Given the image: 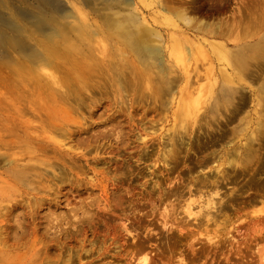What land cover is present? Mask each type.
<instances>
[{
    "label": "rangeland",
    "instance_id": "obj_1",
    "mask_svg": "<svg viewBox=\"0 0 264 264\" xmlns=\"http://www.w3.org/2000/svg\"><path fill=\"white\" fill-rule=\"evenodd\" d=\"M131 1L169 93L108 32L82 82L22 17L46 60L0 56V264H264V0Z\"/></svg>",
    "mask_w": 264,
    "mask_h": 264
},
{
    "label": "bare ground",
    "instance_id": "obj_2",
    "mask_svg": "<svg viewBox=\"0 0 264 264\" xmlns=\"http://www.w3.org/2000/svg\"><path fill=\"white\" fill-rule=\"evenodd\" d=\"M82 2L92 11L98 21H102L99 22L100 24L98 22V24H92L88 16L84 18L78 17L76 22L69 21L66 24L65 21L64 23L61 22V18H64V20H66L65 18L76 19L77 16H75L72 10H66L69 3L65 0H34L33 6L35 8L32 6V9H29L22 4L18 5V3L14 0H0V56L9 58L12 57L11 55L13 54V51H17L32 60H40V58L46 60L39 50V53L36 52L37 50L33 53L34 49L32 48L33 46L31 47V41H28L30 42L29 46L26 37L29 38V36H27L29 32L28 28L33 27L41 33L43 31L51 30L54 31L52 39L55 40L54 43L56 44V48L60 47L62 45V41H64L65 43H68L67 48L64 51V55L66 56V53H71L76 56L77 61H73L72 67H70V76L71 78H79L81 76L80 82H82V80H85L86 77L84 76L85 74L82 75L83 73H79V69H83L82 72L89 70L90 73L93 66L95 67L99 64L97 60H94V54L92 47L90 46L91 42L96 39L99 33L108 32L112 39L119 41L126 48H129L131 54L133 52L136 55L137 62L139 61L138 63L143 65L145 75L146 73H153L152 75H154L155 80H157V83L160 85L158 87L162 90L161 93H169L171 90L170 88H163L161 86L164 83L166 85H173V83H175V79H170L168 77V68L166 66L163 47L155 38L162 36L161 31L153 26L135 25L133 23L135 21H133L132 18L122 17L119 19L118 17L113 16L112 13L110 14L109 11L116 7L119 10L128 9L133 3L131 0H82ZM20 17L25 19L30 27L26 25L28 28H25L22 22H20ZM60 28L64 34H61ZM61 36L62 40L60 38ZM29 40H31V37ZM61 51L63 52V50ZM262 51L264 50H259V52ZM259 52H257L256 55L261 54ZM263 54L264 52H262L261 55L263 56ZM13 60L15 62L16 59ZM54 61L52 63H54ZM77 62L80 65H76L75 63ZM9 83L10 81L7 83L8 86ZM10 84L12 85V83Z\"/></svg>",
    "mask_w": 264,
    "mask_h": 264
}]
</instances>
